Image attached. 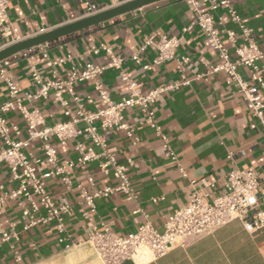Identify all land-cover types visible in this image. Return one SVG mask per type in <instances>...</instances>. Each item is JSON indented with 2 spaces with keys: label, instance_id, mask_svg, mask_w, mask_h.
Segmentation results:
<instances>
[{
  "label": "crops",
  "instance_id": "obj_1",
  "mask_svg": "<svg viewBox=\"0 0 264 264\" xmlns=\"http://www.w3.org/2000/svg\"><path fill=\"white\" fill-rule=\"evenodd\" d=\"M125 1L10 0L7 8L9 34L0 33V49L79 20L87 16L88 5L105 10ZM198 1L206 7L210 2ZM230 5L238 13L241 24L251 29L253 38L264 53V0H230ZM227 10L226 6L218 7L213 11L215 19L227 16ZM194 18L191 6L183 0H161L52 41L46 50L48 60L57 61L69 56L63 63L50 66L41 54L35 57V65L45 81L66 78L72 67L81 70L86 63L106 64L108 56L101 50L97 53L93 50L107 43L122 58V69L137 82L142 93L181 80L174 59L153 63L157 50L146 43L150 36L180 38L175 57H189L185 72L189 83L165 90L154 105L155 122L160 132L167 136L174 158L166 155L161 137L138 108L130 107L124 112L126 121L132 125L135 144L124 131L106 137V144L116 152L119 163L127 165L128 160L132 161L127 174L135 197L128 198L121 192H113L107 197L95 198L92 224L97 230L107 226L116 235L125 236L149 222L161 231L167 216L184 206L192 191L202 190L214 196L222 190L226 173L234 167L248 168L258 174L257 210H264V133L260 127H250L254 118L237 87L227 83L225 73L210 71L211 66L219 61L204 34L192 25ZM189 26L190 29L184 31ZM218 27L231 29L234 44H242L243 33L237 23L227 20ZM221 37L229 51H233V44L226 35L222 33ZM8 59L6 75L21 92L33 90L25 59L14 55ZM260 64L264 66V55ZM144 66L149 68L144 69ZM239 72L246 77V69L239 68ZM100 80L113 100L118 101L125 95L126 88L117 70L106 68ZM75 91L83 101L87 95L95 99L93 104H87L88 110L100 107L91 82L76 83ZM6 96V84L0 78V103ZM64 97L69 96L64 94ZM27 106H38L48 125L64 120L58 103L51 97L27 103ZM6 117L19 126V138H24L21 116L9 112ZM74 141L71 138L65 145L52 141L62 162L75 158ZM82 142L90 145L89 141ZM94 149L98 151L99 147ZM28 150L37 154V143H32ZM85 169L95 181L93 187L115 185V180L102 176L94 164L85 166ZM70 175L74 185L80 184L88 192L92 191L93 187L81 170H74ZM0 184L3 186L0 194L16 185L4 164H0ZM47 190L56 204L70 205L63 220L65 241H58L60 235L53 223L36 225L26 231L16 223L14 229L19 232V237L0 245V264H103L87 241L82 217L85 205L79 189H66L59 180L50 179ZM19 215L16 202L9 200L3 204L0 220H16ZM65 243L71 245L66 248ZM14 250L20 255L19 262L14 259ZM120 264L135 263L124 260ZM146 264H264V227L246 230L236 219L211 234L190 240L184 247L172 248Z\"/></svg>",
  "mask_w": 264,
  "mask_h": 264
},
{
  "label": "built area",
  "instance_id": "obj_2",
  "mask_svg": "<svg viewBox=\"0 0 264 264\" xmlns=\"http://www.w3.org/2000/svg\"><path fill=\"white\" fill-rule=\"evenodd\" d=\"M10 0H0V33L9 34L7 24V8ZM191 6L195 18L192 25H196L204 34L208 46L216 52L218 63L211 66V72L222 71L226 75L227 83L234 84L241 93L245 106L254 120L250 127H260L264 133V66L260 64L263 51L252 36L251 29L242 25L238 13L231 7L230 0H210L208 7L198 0H183ZM220 6L228 8L227 16L215 19L213 11ZM101 11L95 5H88L86 15ZM227 20L234 21L242 30V44L235 45L234 32L231 29L219 28ZM191 26L184 28V31ZM233 44V51L224 45L221 34ZM180 38L154 35L146 43L154 46L157 55L154 64L174 59L176 70L180 75V82L167 86L151 88L142 93L137 82L122 69V58L115 54L107 43H102L93 52L103 51L108 56L106 64L98 65L86 63L81 70L71 68L66 78L45 81L35 65V57L41 54L48 65L54 66L69 59V56L57 61H49L46 53L51 42L31 47L13 54L26 61V68L31 76L34 89L21 92L12 79L6 75L5 68L10 61L4 58L0 61V78L7 88L6 99L0 103V164H4L9 176L16 183L9 191L0 194V215L3 213V204L14 201L20 209L16 220L4 218L0 220V245L11 238L18 239L19 232L14 229L16 223L21 224V230L26 231L36 225L54 224L60 235L59 242H64V217L70 209L69 204H56L47 190L50 179L59 180L66 189L76 187L81 192L85 208L82 212L84 230L88 234L87 241L94 248L103 264H120L124 260H131L135 264H146L163 256L172 248L184 247L195 238L211 234L221 226L240 220L246 230L255 231L264 227V210L258 211V195L256 190L260 184L258 174L248 168H231L226 173L222 190L209 196L202 190L190 193L188 202L167 216L163 229L157 230L146 222L125 236L116 235L107 226L97 230L92 224L95 212L94 199L104 198L113 192H121L128 198L135 194L130 185L127 169L132 165L119 163L116 152L109 149L106 137L118 131H124L127 138L135 144L132 136V125L129 124L124 112L127 108H138L145 114L149 125L161 137L166 155L173 157L170 151L168 138L162 134L155 122L154 105L158 97L165 90L177 89L189 83L186 77L188 56L175 57V49ZM135 58V57H134ZM106 68L118 71L121 82L126 88L125 95L118 101L111 98L109 91L102 84L100 75ZM148 69L149 66H144ZM239 68L247 70L243 77ZM91 82L100 107L88 110L87 104H93L95 99L87 95L85 101L75 91L76 83ZM64 94L69 97L65 98ZM52 98L60 108L64 120L51 125L46 124L44 115L38 106L28 107L27 103ZM16 112L24 121L25 137L19 138L21 129L18 125L8 121L6 114ZM80 124H83L81 127ZM75 139L73 151L74 159L62 162L56 147L52 144L56 140L65 145L69 139ZM82 140L90 142L83 144ZM37 143L39 152L34 154L28 148ZM94 147H99L96 151ZM94 164L97 171L105 177L115 180L114 186L95 188L93 177L85 166ZM81 170L93 187L88 192L82 185L73 184L70 173ZM182 174H186L182 171ZM0 189L3 186L0 184ZM7 226L9 228H7ZM65 243L64 247H69ZM15 261H20V255L14 250Z\"/></svg>",
  "mask_w": 264,
  "mask_h": 264
},
{
  "label": "water",
  "instance_id": "obj_3",
  "mask_svg": "<svg viewBox=\"0 0 264 264\" xmlns=\"http://www.w3.org/2000/svg\"><path fill=\"white\" fill-rule=\"evenodd\" d=\"M158 1L161 0H127L121 4H118L105 10H101L91 15L84 16L79 20L54 28L47 32H43L23 40L13 42L7 45L6 47L0 49V61L22 50L41 45L45 42L55 41L61 37H65L75 32L98 25L115 17L153 4Z\"/></svg>",
  "mask_w": 264,
  "mask_h": 264
}]
</instances>
